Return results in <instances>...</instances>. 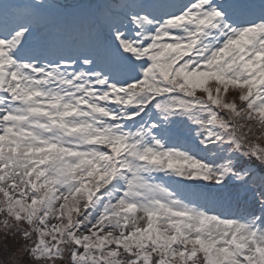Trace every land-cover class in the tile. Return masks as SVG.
I'll return each instance as SVG.
<instances>
[{
  "label": "snow or ice",
  "instance_id": "snow-or-ice-1",
  "mask_svg": "<svg viewBox=\"0 0 264 264\" xmlns=\"http://www.w3.org/2000/svg\"><path fill=\"white\" fill-rule=\"evenodd\" d=\"M0 264H264V0H0Z\"/></svg>",
  "mask_w": 264,
  "mask_h": 264
}]
</instances>
